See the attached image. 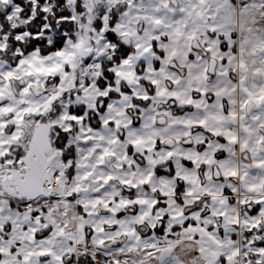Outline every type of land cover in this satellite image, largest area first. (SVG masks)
Listing matches in <instances>:
<instances>
[{
    "label": "snow or ice",
    "instance_id": "obj_1",
    "mask_svg": "<svg viewBox=\"0 0 264 264\" xmlns=\"http://www.w3.org/2000/svg\"><path fill=\"white\" fill-rule=\"evenodd\" d=\"M0 264H264V0H0Z\"/></svg>",
    "mask_w": 264,
    "mask_h": 264
}]
</instances>
